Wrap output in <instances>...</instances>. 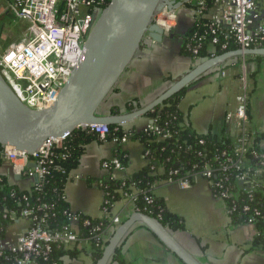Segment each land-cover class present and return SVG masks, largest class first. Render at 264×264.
I'll return each instance as SVG.
<instances>
[{
  "label": "crops",
  "instance_id": "1",
  "mask_svg": "<svg viewBox=\"0 0 264 264\" xmlns=\"http://www.w3.org/2000/svg\"><path fill=\"white\" fill-rule=\"evenodd\" d=\"M188 9L189 5L183 4L176 10L175 35L165 38L159 45L142 48V56L134 60L123 74L102 113H109L113 108L123 111L126 104L132 105L133 110L150 104L200 63L182 56L180 51L181 34L192 26ZM182 21L185 25L180 33L178 28L182 27ZM256 70L258 73L252 79L249 119L250 127L256 133L254 146L264 151V62L249 66L250 75ZM219 72V69L213 70L188 87L178 109L185 125L196 134L234 140V125L228 127L225 117L235 109L240 94L239 72L235 67L225 71L226 77L220 76ZM151 122L144 117L123 126V129L139 133L151 126ZM116 149L125 153L127 164L122 172L111 173L101 165L114 158ZM146 166L144 147L139 141L130 140L120 148L108 141L91 142L85 146L77 168L69 173L65 181L63 192L70 212L90 220L101 219L104 194L99 181L112 175L115 178L130 177ZM28 168L34 170L32 164ZM0 177L24 193L31 192L38 183L36 177L15 174L10 163L4 160L0 165ZM152 193L164 202L170 213L182 219L184 229L173 235L201 264H264V241L260 248H253L257 234L255 226L233 227L225 203L213 196L204 179H195L188 187L157 182ZM111 212L112 217H118L122 222L134 213L127 202L115 203ZM28 229L27 219H13L0 236V249L14 247L18 237ZM112 232L109 230L106 233L105 240ZM74 249L77 255L62 257V264H92L91 245L81 243ZM120 249L124 264H181L141 225L133 227Z\"/></svg>",
  "mask_w": 264,
  "mask_h": 264
},
{
  "label": "built area",
  "instance_id": "2",
  "mask_svg": "<svg viewBox=\"0 0 264 264\" xmlns=\"http://www.w3.org/2000/svg\"><path fill=\"white\" fill-rule=\"evenodd\" d=\"M3 1V5H0V15L9 14L16 21L26 24L32 31V36L9 48H3L0 39V76L27 109L31 111L48 109L57 100L72 72L77 68L83 55L86 38L110 0ZM176 2L189 5L192 24L207 22L203 27L214 37L211 47H214L221 37L225 43L233 41L239 49L264 48V0H177ZM177 20L176 11L163 10L155 17L154 24L163 30L166 37H170L176 29ZM222 48L224 49L225 46ZM193 53L196 54V51ZM219 71L220 76L226 77V70ZM238 72L240 94L237 96L235 109L225 117L228 127L230 124L234 125L233 157L227 158L224 153L216 155L212 163L205 162L199 172L189 176L186 174L167 182L188 187L195 179H204L213 196L223 202L229 195L224 186L228 185L231 179L245 186L246 194L257 187L253 179L260 174V171L250 173L249 169L244 168L247 156L263 157L255 149L253 142L256 133L251 129L249 119L253 75H250L243 60L238 65ZM152 122L151 126L142 132L156 135L160 140L168 138V134L160 131L154 126L153 120ZM79 131L93 134L97 141H108L117 148L126 145L132 135V131L124 130L123 127L120 130L118 128L111 130L105 126H89ZM63 142L48 139L33 155L5 148L2 151V158L10 163L15 174H23L28 178L36 177L38 182H42L54 164L55 150L62 149ZM65 157L64 154L60 155L61 159ZM31 164L34 165V170L28 168ZM101 166L111 173L124 170L115 157L111 161L103 162ZM231 169L233 171L229 173ZM170 175L176 177L179 176V172L173 171ZM110 177L115 178L113 175ZM135 195L124 194L117 202L129 203L136 213L138 211L134 206ZM144 201L147 204L151 203L149 197H145ZM106 204L104 199L102 214L104 218L110 219L109 230L114 231L122 221L118 217L111 218L112 209L110 211ZM47 209L48 207L43 205L38 211ZM247 211L248 209L245 208L244 212ZM73 215L71 221L77 226L79 217ZM258 215L259 213L256 212L255 216ZM17 216L28 220L29 229L18 237L14 247L0 249V252L8 251L16 256L14 264H52L50 256L54 245L64 248H73L81 243L92 245L91 241L79 239L71 231L54 234L45 231L40 225L43 219L38 218L31 209H25L18 214L13 212L9 217L13 220ZM254 221V218H251L248 224L253 225ZM83 226H90V221L85 219ZM105 236L106 234L102 236V240H105Z\"/></svg>",
  "mask_w": 264,
  "mask_h": 264
},
{
  "label": "trees",
  "instance_id": "3",
  "mask_svg": "<svg viewBox=\"0 0 264 264\" xmlns=\"http://www.w3.org/2000/svg\"><path fill=\"white\" fill-rule=\"evenodd\" d=\"M8 15L0 19V28L2 29L8 22ZM206 21L195 22L180 37L181 55L195 62H201L205 59L216 56L220 53L237 49L233 41L225 43L221 37L218 43L211 47V36L203 24ZM175 35V34H174ZM225 46L223 49L222 47ZM264 47V45H263ZM196 51V54L193 53ZM247 65H259L264 62L261 57H248L244 60ZM240 61L236 60L219 70H227L232 67L238 68ZM258 70V69H257ZM253 73L255 76L258 71ZM185 90L174 95L163 103L160 107L146 115L147 118L154 121V126L163 133L168 134V138L160 140L156 135L146 134L144 132L133 133L130 140L139 141L144 147V155L147 160V166L138 173L123 178L108 177L99 181V185L107 202L105 205L110 211L111 207L121 199L122 195H135V210L158 220L163 227L172 233L181 232L184 229L181 218L170 213L165 207L164 202L155 197L152 188L157 182L178 179L186 174L193 175L199 172L205 162L211 161L216 155L224 153L227 158L233 157V140L228 138H217L211 135H198L189 126L185 125L183 115L178 109V104L184 96ZM133 110L132 105H125V113ZM110 114H120L118 108H113ZM111 130L121 127H109ZM97 141L93 134L83 131H76L71 137L63 142L62 149L55 150L54 164L50 167L48 174L42 182H38L35 188L24 193L16 187L11 186L7 181L0 177V236L5 228L13 222L10 219L11 213H20L25 209L33 210L38 218H42L41 227L49 233H64L71 231L79 239L92 242V264H95L101 257L103 248L107 240H102V236L111 228L109 218L99 220H90L81 214L78 225H74L70 213L69 205L64 197L65 181L69 173L75 170L79 164V159L84 152L85 146L91 142ZM203 142V144H200ZM257 153L263 157L247 156L244 162V168L249 169L250 173L260 171V174L253 180L257 187L251 193H245L246 188L235 180L231 179L225 189L228 191V197L224 200L231 225L238 227L248 224L251 218H254L253 225L256 229V237L253 242V248H260L264 241V151L255 147ZM2 151L0 147V165L2 163ZM64 154L65 159L60 155ZM115 158L119 160L125 168L127 159L125 153L120 149L115 150ZM214 163L212 164V166ZM178 171L179 176L173 177L171 172ZM233 169L229 171L231 173ZM214 181L216 179H213ZM138 193V194H137ZM145 197L151 199V203L144 201ZM46 206V211H38L40 206ZM247 208L248 211L244 212ZM259 213L255 216V213ZM18 218V216H17ZM112 218V216H111ZM88 219L90 226H83V221ZM77 252L73 248H64L54 245L51 262L52 264H62L61 258L64 256L75 257ZM15 255L8 251L0 252V264H14ZM111 264H124L121 249H117Z\"/></svg>",
  "mask_w": 264,
  "mask_h": 264
},
{
  "label": "water",
  "instance_id": "4",
  "mask_svg": "<svg viewBox=\"0 0 264 264\" xmlns=\"http://www.w3.org/2000/svg\"><path fill=\"white\" fill-rule=\"evenodd\" d=\"M176 1L110 0L86 38L77 68L48 109H27L0 76L1 149L33 155L46 140L65 141L83 127L129 125L219 67L248 57L264 58V48H237L220 53L201 61L150 104L127 113H102L123 74L142 56V48L159 45L167 38L154 24V19L163 10H178L183 3ZM135 225L148 229L181 264H201L158 220L139 212L133 213L112 232L95 264H111L117 249Z\"/></svg>",
  "mask_w": 264,
  "mask_h": 264
},
{
  "label": "rangeland",
  "instance_id": "5",
  "mask_svg": "<svg viewBox=\"0 0 264 264\" xmlns=\"http://www.w3.org/2000/svg\"><path fill=\"white\" fill-rule=\"evenodd\" d=\"M4 3L3 0H0V5L2 6ZM9 15V14H8ZM2 16L0 15V19ZM182 27L178 28V32L182 33L185 22H181ZM32 36V31L28 29V26L20 21H16V19L12 16H9L8 22L4 25V27L0 28V39L2 42L3 48H9L12 45H15L20 42H24L28 38ZM247 69L249 70V65L246 64ZM255 80V79H254ZM108 102H105L104 107ZM125 109L120 111V113H125Z\"/></svg>",
  "mask_w": 264,
  "mask_h": 264
},
{
  "label": "flooded vegetation",
  "instance_id": "6",
  "mask_svg": "<svg viewBox=\"0 0 264 264\" xmlns=\"http://www.w3.org/2000/svg\"><path fill=\"white\" fill-rule=\"evenodd\" d=\"M174 35V34H173Z\"/></svg>",
  "mask_w": 264,
  "mask_h": 264
}]
</instances>
